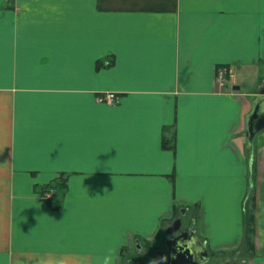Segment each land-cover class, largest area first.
Instances as JSON below:
<instances>
[{
    "label": "crops",
    "instance_id": "obj_1",
    "mask_svg": "<svg viewBox=\"0 0 264 264\" xmlns=\"http://www.w3.org/2000/svg\"><path fill=\"white\" fill-rule=\"evenodd\" d=\"M263 83L264 0H0V264H157L178 214L264 264Z\"/></svg>",
    "mask_w": 264,
    "mask_h": 264
},
{
    "label": "water",
    "instance_id": "obj_2",
    "mask_svg": "<svg viewBox=\"0 0 264 264\" xmlns=\"http://www.w3.org/2000/svg\"><path fill=\"white\" fill-rule=\"evenodd\" d=\"M260 97L253 102L252 110L245 121V137L247 147L253 151L255 136L264 129V83L259 89ZM193 224L184 231L181 228L180 218L174 226L167 228V233H176V236L167 240V261L165 264H205L209 254L205 244H202L192 230ZM157 264L164 263V254L158 252L154 255ZM130 264H137L130 262Z\"/></svg>",
    "mask_w": 264,
    "mask_h": 264
},
{
    "label": "rangeland",
    "instance_id": "obj_3",
    "mask_svg": "<svg viewBox=\"0 0 264 264\" xmlns=\"http://www.w3.org/2000/svg\"><path fill=\"white\" fill-rule=\"evenodd\" d=\"M13 1L14 0H9V2H13ZM251 107H252V105H251ZM256 137H257V135H256ZM256 137H255V139H256ZM64 188H65L64 179L62 177V178H59V181L55 182V184H52V186H49V188H46V190L43 192V194L41 196L43 199L48 200L49 202L51 201V203H52L56 199V196H59L64 191ZM184 220H185V218L182 219V222H184ZM172 222L165 226V228L162 231V236H165V235L166 236H173L176 234V233H167V231H166L167 228L172 224ZM191 224H193V222H190V225ZM182 226H184V223L182 224ZM162 246H163V249H160V250L164 254V256H166V246L164 244H162ZM248 250L249 249H245V247H244L243 252H242V250L240 252H235V251H231L230 253L227 252V253H229L230 256L228 254H226V256H224V258H226V259L223 261V264H242V263H244V260L246 259V255L249 254ZM130 251L131 252L130 253L128 252V254H127L128 255V262H126V260H125L123 262V264H130L129 260H133L132 262L135 261V263H137V264H144V263L140 262V261H142L141 259H140V261H138V257H136V253H135L133 248L130 249ZM149 260H150V262H148L146 264H155V262H153L151 258H149ZM208 264H219V261L217 260V258H214V259H211Z\"/></svg>",
    "mask_w": 264,
    "mask_h": 264
},
{
    "label": "trees",
    "instance_id": "obj_4",
    "mask_svg": "<svg viewBox=\"0 0 264 264\" xmlns=\"http://www.w3.org/2000/svg\"><path fill=\"white\" fill-rule=\"evenodd\" d=\"M165 145V143L163 142V146ZM46 190V189H45ZM245 230L246 233H252L253 229L251 228L253 226L254 223V217L253 214L250 211H247V213H245ZM249 251H250V247H248Z\"/></svg>",
    "mask_w": 264,
    "mask_h": 264
},
{
    "label": "built area",
    "instance_id": "obj_5",
    "mask_svg": "<svg viewBox=\"0 0 264 264\" xmlns=\"http://www.w3.org/2000/svg\"><path fill=\"white\" fill-rule=\"evenodd\" d=\"M218 76H219V83L220 85H222V81H223V76H224V72L222 71H218ZM105 101L108 103V104H115V102L117 101V97L113 94V93H107L105 95Z\"/></svg>",
    "mask_w": 264,
    "mask_h": 264
},
{
    "label": "flooded vegetation",
    "instance_id": "obj_6",
    "mask_svg": "<svg viewBox=\"0 0 264 264\" xmlns=\"http://www.w3.org/2000/svg\"><path fill=\"white\" fill-rule=\"evenodd\" d=\"M182 217H183V215L178 214L177 217H176V219L172 222V224H171L170 226H174V225L176 224L177 219L180 218V221H181V227L183 228V226H182V224H183L182 219H183V218H182ZM189 225H190V223H188V226H189ZM192 230H193V227H192ZM209 261H210V257H209V260H208L205 264H208ZM129 262H132V261H129ZM133 263H134V262H133Z\"/></svg>",
    "mask_w": 264,
    "mask_h": 264
}]
</instances>
